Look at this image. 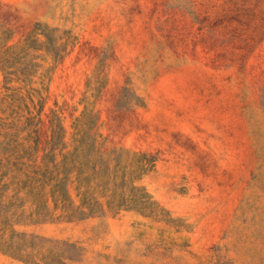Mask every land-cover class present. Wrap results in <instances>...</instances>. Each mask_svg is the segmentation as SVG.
I'll return each instance as SVG.
<instances>
[{"label":"rangeland","instance_id":"1","mask_svg":"<svg viewBox=\"0 0 264 264\" xmlns=\"http://www.w3.org/2000/svg\"><path fill=\"white\" fill-rule=\"evenodd\" d=\"M0 1L63 48L0 68V264H264V0Z\"/></svg>","mask_w":264,"mask_h":264},{"label":"trees","instance_id":"2","mask_svg":"<svg viewBox=\"0 0 264 264\" xmlns=\"http://www.w3.org/2000/svg\"><path fill=\"white\" fill-rule=\"evenodd\" d=\"M42 28L47 29L49 27L46 23L42 22H36L32 26L25 24L18 14L14 13V11L5 9L0 1V68L3 71L7 82L18 79L26 84L32 83L39 67L41 66V63L38 61V58L41 55L38 51L42 49L53 51L50 47L57 48V52L63 49L61 45L57 46L52 40H43L40 37L41 33H44V31H41ZM60 57L61 60L64 59V56L61 55ZM107 108L111 107L108 105ZM98 121L99 119L95 121L96 125L98 124ZM81 140V144L76 149L66 153H63V151L60 152L65 159L62 162L64 163L62 166H64L66 175L59 179L60 181L57 183L59 190H61L63 195L69 199L71 198L69 192L70 174L73 168L81 166L76 164L78 158L83 155V151L85 150L87 158L92 157V150L93 152L95 151L96 142H98L96 135L90 136L89 134L84 135ZM48 142L53 143V148L50 149L49 155L51 161L54 162V167L58 170L57 173H59L61 164L56 162V156L59 146H61L60 149H65L67 147L64 141V136H53L52 138H48ZM80 148L86 149L79 150ZM113 152L119 154L116 149H114ZM105 153H108V150H105ZM97 154L98 157L96 158V161H101L104 164L109 162V159L107 160L105 158L104 152L98 150ZM67 159L70 160L69 163L71 165L67 163ZM122 185L123 184H119V187H122ZM121 196L123 195L120 194V197ZM115 199L116 197L113 198V202ZM126 200L127 199L125 198L119 199L115 205L118 209L122 208L125 206ZM93 212V206L89 207V211L80 209L82 218L93 215Z\"/></svg>","mask_w":264,"mask_h":264}]
</instances>
